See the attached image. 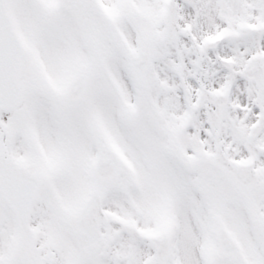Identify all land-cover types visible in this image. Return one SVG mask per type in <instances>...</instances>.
Returning <instances> with one entry per match:
<instances>
[{"label": "snow or ice", "instance_id": "snow-or-ice-1", "mask_svg": "<svg viewBox=\"0 0 264 264\" xmlns=\"http://www.w3.org/2000/svg\"><path fill=\"white\" fill-rule=\"evenodd\" d=\"M0 264H264V0H0Z\"/></svg>", "mask_w": 264, "mask_h": 264}]
</instances>
